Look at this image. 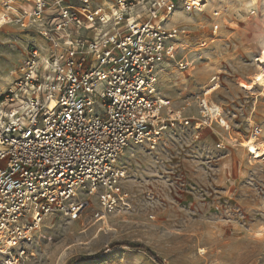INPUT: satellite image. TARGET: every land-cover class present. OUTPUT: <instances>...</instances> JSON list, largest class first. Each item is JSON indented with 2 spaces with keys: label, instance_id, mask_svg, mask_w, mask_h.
I'll return each instance as SVG.
<instances>
[{
  "label": "built area",
  "instance_id": "2783aa9c",
  "mask_svg": "<svg viewBox=\"0 0 264 264\" xmlns=\"http://www.w3.org/2000/svg\"><path fill=\"white\" fill-rule=\"evenodd\" d=\"M3 22L33 32L17 76L0 95V262L23 264L45 218L130 208L118 166L132 143L153 148L190 119L157 92L160 64L185 34L175 11L203 0H1ZM215 16L218 15L216 11ZM218 25H213L216 33ZM179 70L188 62L176 61ZM197 95L202 126L221 120ZM259 135L258 125L252 127ZM199 133H196V137ZM252 165V163H251Z\"/></svg>",
  "mask_w": 264,
  "mask_h": 264
},
{
  "label": "rangeland",
  "instance_id": "374dc122",
  "mask_svg": "<svg viewBox=\"0 0 264 264\" xmlns=\"http://www.w3.org/2000/svg\"><path fill=\"white\" fill-rule=\"evenodd\" d=\"M192 11L169 16L185 34L157 75V92L189 124L169 126L153 148L143 142L123 150L118 166L130 208L97 215L93 196L75 219L49 214L23 264H66L75 256L92 258L71 264H264V157L243 146L255 125L264 139L261 87L244 89L260 70L254 58L264 48V0H210ZM35 38L0 25V95ZM180 59L188 62L183 71ZM213 76L216 88L206 99L222 119L203 127L196 97Z\"/></svg>",
  "mask_w": 264,
  "mask_h": 264
},
{
  "label": "bare ground",
  "instance_id": "6f19581e",
  "mask_svg": "<svg viewBox=\"0 0 264 264\" xmlns=\"http://www.w3.org/2000/svg\"><path fill=\"white\" fill-rule=\"evenodd\" d=\"M210 0H203L204 4L206 5L207 2ZM185 12H194L192 10L185 11ZM181 16H183L182 13H180ZM176 15V14H175ZM174 15V16H175ZM3 12L0 11V25L4 24L3 22ZM254 63L258 65L259 71L252 75L251 80L248 84L245 85V90L252 91L254 90V87L256 85H259L261 87L260 95L264 97V48L259 51L258 55L254 58ZM209 107V106H208ZM210 109H217L216 105H212V107H209ZM260 135V134H259ZM259 135H251L248 139L244 141V145L246 147V151L250 153L255 158H262L264 157V139L260 140ZM121 156V155H120ZM119 163V161H118Z\"/></svg>",
  "mask_w": 264,
  "mask_h": 264
},
{
  "label": "trees",
  "instance_id": "16d2710c",
  "mask_svg": "<svg viewBox=\"0 0 264 264\" xmlns=\"http://www.w3.org/2000/svg\"><path fill=\"white\" fill-rule=\"evenodd\" d=\"M134 248H138V249H141L143 250L145 253H147L148 255H150L151 257L155 258V260L161 262L160 259H158L155 254L149 249L147 248L145 245L143 244H136L134 245ZM83 258H92V257H84V256H75L73 258H71L66 264H71L73 263L74 261H77L79 259H83Z\"/></svg>",
  "mask_w": 264,
  "mask_h": 264
},
{
  "label": "crops",
  "instance_id": "0c3cea01",
  "mask_svg": "<svg viewBox=\"0 0 264 264\" xmlns=\"http://www.w3.org/2000/svg\"><path fill=\"white\" fill-rule=\"evenodd\" d=\"M1 1V0H0ZM0 10L2 11V6H1V4H0ZM3 12V11H2Z\"/></svg>",
  "mask_w": 264,
  "mask_h": 264
}]
</instances>
